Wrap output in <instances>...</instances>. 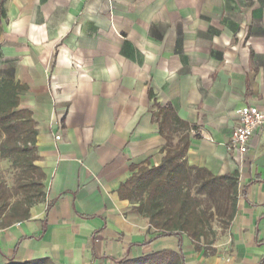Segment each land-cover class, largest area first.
Masks as SVG:
<instances>
[{
    "label": "crops",
    "instance_id": "crops-1",
    "mask_svg": "<svg viewBox=\"0 0 264 264\" xmlns=\"http://www.w3.org/2000/svg\"><path fill=\"white\" fill-rule=\"evenodd\" d=\"M0 50V77L22 87L46 176L30 219L0 229V264L179 253L178 237L149 242L155 230L119 190L184 135L190 167L239 175L228 246L206 256L184 237L185 264L262 262L264 128L245 162L229 146L237 112L264 111V0H0ZM156 106L189 125L174 148Z\"/></svg>",
    "mask_w": 264,
    "mask_h": 264
},
{
    "label": "trees",
    "instance_id": "trees-1",
    "mask_svg": "<svg viewBox=\"0 0 264 264\" xmlns=\"http://www.w3.org/2000/svg\"><path fill=\"white\" fill-rule=\"evenodd\" d=\"M1 57L0 50V59ZM21 89L22 87L15 82L0 77V163L12 160L13 164L23 168L30 175L28 181L18 183L12 189L15 195H22L23 200L14 204L4 200L0 204V229L29 220L31 209L42 203L45 198L46 176L36 165L39 160L38 131L32 112L20 108ZM156 108L154 121L158 122L162 136L168 141L167 146L172 148L171 134L181 130L187 132L190 130L189 125L181 121L170 107ZM188 145L189 138L184 135L175 149H168L159 166L149 167L148 164L133 167V175L119 190L120 198L130 201L134 205L133 210L147 219L150 228L155 230L149 242L160 238L178 237L180 252H157L138 259H124L120 264H185L182 253L184 237L193 243L196 251L201 252L204 249L206 256L216 254V249L207 252V248L200 245L201 240L207 235L206 216L200 214L193 204L187 185L191 180V172L196 170L208 173L211 182L231 186L235 194L233 204L236 214L239 175L236 172L214 176L208 171L190 167L185 158ZM3 190L0 183V194ZM138 193H147L145 203L136 205L134 198ZM24 264L53 263L45 259ZM260 264H264V258Z\"/></svg>",
    "mask_w": 264,
    "mask_h": 264
},
{
    "label": "rangeland",
    "instance_id": "rangeland-1",
    "mask_svg": "<svg viewBox=\"0 0 264 264\" xmlns=\"http://www.w3.org/2000/svg\"><path fill=\"white\" fill-rule=\"evenodd\" d=\"M177 136L174 133L170 136L173 148L177 143ZM191 175L187 189L190 191L192 202L197 210L200 214L206 216L207 235L201 240L200 245L202 248H207V252L210 249L223 250L229 244L232 223L235 217L234 190L227 184L211 182L208 173L204 171L193 170ZM29 179L30 175L23 168L13 164L12 160L2 161L0 163V183L3 185L4 190L0 194V204L4 200H7L10 204L23 200L24 197L15 195L12 189L18 183ZM146 199L147 193H138L134 198V202L138 205L145 203Z\"/></svg>",
    "mask_w": 264,
    "mask_h": 264
},
{
    "label": "built area",
    "instance_id": "built-area-1",
    "mask_svg": "<svg viewBox=\"0 0 264 264\" xmlns=\"http://www.w3.org/2000/svg\"><path fill=\"white\" fill-rule=\"evenodd\" d=\"M237 125L232 130L229 151L236 165L246 161L256 135L264 128V111L257 106H246L237 114ZM60 141L61 136H56Z\"/></svg>",
    "mask_w": 264,
    "mask_h": 264
}]
</instances>
